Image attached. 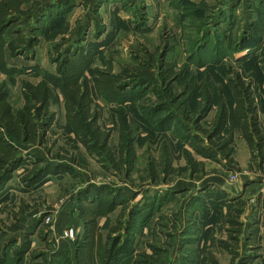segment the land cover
Listing matches in <instances>:
<instances>
[{
    "label": "rangeland",
    "instance_id": "374dc122",
    "mask_svg": "<svg viewBox=\"0 0 264 264\" xmlns=\"http://www.w3.org/2000/svg\"><path fill=\"white\" fill-rule=\"evenodd\" d=\"M55 2L62 3L35 57L9 56L10 65L24 73L0 72L10 103L17 110L21 81L37 82L40 69L54 70L57 53L84 32L94 65L112 61L124 76L127 122L113 109L119 105L99 101L115 155L114 161L101 160L69 131L62 101L53 106L54 124L39 144L23 147L27 162L0 182V264H70L75 243L66 231L79 226L78 195L92 188L93 200L99 186L124 202L99 218L105 234L122 226L115 234L131 241L117 264H264V228L253 248L246 244L250 221L264 214V163L251 161L229 85L237 76L251 84L264 131V0ZM67 22L68 33H59ZM222 103L229 122L214 142L231 135L229 157L204 132L212 131ZM195 145L209 147L216 157L198 153ZM43 162H64L73 173L32 182L30 170ZM234 198L244 211L238 245L225 222ZM122 208L125 215L118 219Z\"/></svg>",
    "mask_w": 264,
    "mask_h": 264
},
{
    "label": "trees",
    "instance_id": "16d2710c",
    "mask_svg": "<svg viewBox=\"0 0 264 264\" xmlns=\"http://www.w3.org/2000/svg\"><path fill=\"white\" fill-rule=\"evenodd\" d=\"M56 0H0V72L9 77L22 75L21 69L9 63V56L34 58L36 49L41 43V36L47 35L49 19L54 14ZM58 1V0H57ZM69 23L59 33H68ZM69 33H76L75 29ZM63 39L64 38L63 36ZM71 39L67 40V42ZM84 32L76 34V39L65 46L62 52L54 57V70L42 68L38 72L39 81H21V92L24 104L14 111L9 101L10 89L7 80H0V182L11 178L13 172L27 162L24 146L40 143L43 132L54 124L56 111L53 106L62 101L67 127L75 138L93 157L101 160H115L110 146L111 131L101 124L102 110L99 101L106 105L117 104L114 109L123 116V104L130 100L124 76L114 70L112 61L104 67L95 66L93 47H89ZM66 42H61L65 45ZM87 72L89 75H87ZM235 101V118L241 134L246 141L251 161L261 167L264 163V131L259 121V106L250 83L237 76L229 80ZM117 108V107H116ZM229 122V109L222 103L214 118L212 131H204L209 141L229 157L233 152V137L214 142ZM198 138V137H196ZM198 153L206 157H216L212 150L204 145H195ZM44 161V160H41ZM37 165L30 170V179L37 182L53 173H73V169L64 162ZM104 186L96 187L97 194L91 200V189L78 195L76 205L79 219L83 223L81 236L74 241V258L70 264H117L131 244L129 239L121 240L117 233L122 226L112 227L105 234L99 224V218L106 217L118 206L115 192H108ZM235 205L230 207L225 222L230 224V238L238 245L237 234L242 233V222L239 220L243 211V202L233 199ZM122 208L118 219L125 214ZM133 222V221H132ZM131 222V223H132ZM133 227V225H132ZM129 231L131 226H125ZM264 228V214L254 217L248 226L246 244L254 247ZM233 233H236L235 236ZM222 247H228L220 240ZM217 264V263H216Z\"/></svg>",
    "mask_w": 264,
    "mask_h": 264
},
{
    "label": "built area",
    "instance_id": "2783aa9c",
    "mask_svg": "<svg viewBox=\"0 0 264 264\" xmlns=\"http://www.w3.org/2000/svg\"><path fill=\"white\" fill-rule=\"evenodd\" d=\"M235 176L232 177L234 179ZM82 234V227L80 226H71L70 228L67 229L66 235L73 241L78 239Z\"/></svg>",
    "mask_w": 264,
    "mask_h": 264
},
{
    "label": "crops",
    "instance_id": "0c3cea01",
    "mask_svg": "<svg viewBox=\"0 0 264 264\" xmlns=\"http://www.w3.org/2000/svg\"><path fill=\"white\" fill-rule=\"evenodd\" d=\"M54 69H55V68H54ZM39 79H40V78H39ZM38 81H39V80H38ZM21 94H22V92H21ZM9 97H10V96H9ZM22 98H23V96H22ZM23 104H24V99H23ZM23 104H22V105H23ZM22 105H21L20 107H22ZM12 107H13V106H12ZM20 107H19V108H20ZM19 108H18V109H19ZM13 109H14V108H13ZM18 109H17V110H18ZM17 110L14 109V111H17ZM64 111H65V110H64ZM247 146H248V145H247ZM248 148H249V147H248ZM249 150H250V149H249ZM79 222H80V223H79V226L82 227V232H83V223H82V221H81L80 219H79ZM99 224H100V222H99Z\"/></svg>",
    "mask_w": 264,
    "mask_h": 264
}]
</instances>
